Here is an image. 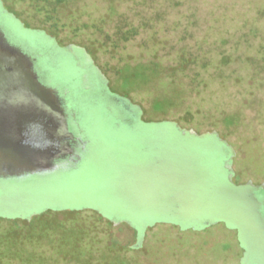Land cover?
<instances>
[{
	"label": "rangeland",
	"instance_id": "1",
	"mask_svg": "<svg viewBox=\"0 0 264 264\" xmlns=\"http://www.w3.org/2000/svg\"><path fill=\"white\" fill-rule=\"evenodd\" d=\"M1 1L30 28L44 30L61 44L82 45L107 76L110 89L139 108L143 123L163 122L197 136L216 135L191 137L188 142L202 150L217 141L222 152L215 160L224 184L247 185L257 198L264 197V188L257 189L264 186V0H87L66 5L74 13L71 19L62 14L60 0ZM88 21L95 25L85 24ZM108 121L96 120L88 131L93 151L89 153L93 159L104 158L108 166H91L87 179L76 176L75 189L61 190L74 194L64 193L62 198H78L86 191L83 195L88 199L102 201V195L112 194L111 180L121 175L109 153H121L131 162L124 155L130 145L123 141L129 137L143 142L132 152L141 156L133 160L138 167L129 177H134L136 186L149 185L139 171L152 161L155 150L143 158L141 148L160 139L168 143L170 138L158 136L153 130L157 126L141 136L129 130L124 133ZM85 159L83 155L81 171L90 161ZM49 175L0 180V186L11 188L0 194L1 201L10 203L4 211L21 216L14 222L0 217V264L243 262L232 227L210 212L218 200L232 201L217 186L219 181L215 196L199 203V198L154 199L170 201L169 211L157 212L147 227L136 228L120 218L114 223L91 207L41 209L52 204L48 201L28 206L35 199L15 188L23 192L29 187L23 181ZM175 201H182L177 210ZM22 202L28 208L10 207Z\"/></svg>",
	"mask_w": 264,
	"mask_h": 264
},
{
	"label": "flooded vegetation",
	"instance_id": "2",
	"mask_svg": "<svg viewBox=\"0 0 264 264\" xmlns=\"http://www.w3.org/2000/svg\"><path fill=\"white\" fill-rule=\"evenodd\" d=\"M87 0H60L62 9L71 19L74 15L70 10L65 9L67 4H85ZM0 32L7 43L19 50L28 59L32 71L38 82L54 90L64 108L70 128L75 134L76 141L82 146L84 155L88 152V145L91 140L88 131L92 125L97 124L96 120H113L121 130L132 131L142 136L141 131L144 125L139 118V108L132 105L127 98L118 96L110 89L109 81L105 73L95 64V61L82 45L73 43L61 44L55 37L44 30L30 28L21 22L14 14L7 11L0 0ZM71 16V17H70ZM73 24V22H70ZM90 26L95 24L91 21L85 23ZM131 89H136L130 87ZM109 122V121H108ZM155 124V123H154ZM156 126V125H155ZM196 137V134H192ZM216 136V135H212ZM173 137V135L168 136ZM200 137L201 136H197ZM204 136L202 138H205ZM217 137V136H216ZM99 139V138H98ZM100 140V139H99ZM65 141H63L64 143ZM65 144V143H64ZM209 160L213 173V183L220 186L221 192L227 195L232 201L218 200L210 212L214 217L220 219L224 226L230 225L235 233V238L243 252L242 264H264V197L257 198L249 189L250 187H232L225 185L222 170L216 165L217 156L222 152L221 145L217 141L210 143ZM220 149V150H219ZM226 152V151H223ZM223 157H227L223 153ZM211 158V159H210ZM83 162V157L77 166ZM228 179V165L225 163ZM66 171V170H65ZM219 178V179H218ZM258 187L257 189H262ZM92 201L77 197L53 199L49 201ZM199 201L203 199L199 198ZM43 200H33L28 206L37 207L44 204ZM48 201V200H47ZM10 203L0 200V217L14 222L17 216L13 212L4 211V206ZM26 202L12 203V208L20 209L27 207ZM41 209H82L84 204L63 203L58 205L47 204ZM74 206V208H73ZM9 207V206H7ZM40 209V210H41ZM11 211V210H9ZM39 211V210H38ZM38 211H35L38 213ZM24 220V218H21ZM116 223L117 219H113ZM204 224H207L205 222Z\"/></svg>",
	"mask_w": 264,
	"mask_h": 264
},
{
	"label": "trees",
	"instance_id": "3",
	"mask_svg": "<svg viewBox=\"0 0 264 264\" xmlns=\"http://www.w3.org/2000/svg\"><path fill=\"white\" fill-rule=\"evenodd\" d=\"M155 125L158 129L154 128L153 130L158 136L168 137L169 135H173V137H170L168 143L167 140L165 142V140L160 139L157 143H152L151 141L152 146L145 145L144 148H141L144 152V155H142L143 158L149 157V154L147 153L150 149H152V152L155 150L153 152L154 156L150 155L152 161L142 165V168L139 171V173L143 175L144 180L149 182V185L141 187L136 186L133 184L134 177H129L132 176L135 171L134 166L138 167V164L133 162V160H137V158H140L141 156L138 152H132L136 149L137 145L143 144L142 141L133 140V137H129L127 138L128 140L124 138L123 141L126 146L130 145V148H127L124 155L127 158H132L131 162H128L121 153H115L114 155L109 153L112 165H115L121 175V177L117 175L116 178L111 180L114 182V192L112 194L106 193L102 195V201L63 202L72 204L85 202L84 205L86 208L91 207L111 220H118L120 218L119 220H125L133 227L143 228L148 226L147 224L149 219L156 216L157 212L162 214L169 211L170 201H155L154 199L158 198L166 200L167 198L172 197L183 199H203L215 196V190H217V188L213 183L214 181L211 177L212 170L210 168L211 164L209 163V158H207V156L210 155V144L208 143L205 148L202 149H205L204 154H202V150H200L201 147L192 145V143L190 144L188 142L191 136H195L192 135L193 133L191 131L179 129L173 124H166L163 122L155 124L148 123L144 125L146 127L143 129H152ZM126 131L123 130L124 133ZM143 132L145 133V131H141V133ZM202 137L204 136H201V138ZM196 138L200 137L196 136ZM89 152L93 153V151H90V145H88V152L86 155V159L89 158L90 163L87 160L85 165L82 166L85 168L83 171L79 169L81 166L80 164L78 168L75 167L63 173H53L46 177L33 178L23 181L25 183V187L27 185H29V187H26L23 192L20 188H15V190L21 193L22 196L28 194V196H32L35 200H48V202H52L53 205H58L56 202L49 200L57 199L58 196L61 197L64 193L74 194L65 191L61 192V190L72 191V189H75L78 184L74 181L78 178L76 176H82V178L87 179L90 174L89 171L91 166L99 169L106 168L108 166V163L104 160V158H96L95 156L93 159V154ZM124 176L126 178H124ZM34 183H38L39 185L31 188L30 185ZM7 188L8 187L3 185L0 186V189L3 190L0 194L5 192V190H11V188ZM107 189L110 190L111 188L107 187ZM85 193L87 192L84 191L82 194H79L80 197L78 198L88 199L87 196L83 195ZM181 202L182 201L174 202L176 210L178 209L177 205H181ZM197 202L199 203L200 201ZM198 203H193V206Z\"/></svg>",
	"mask_w": 264,
	"mask_h": 264
},
{
	"label": "water",
	"instance_id": "4",
	"mask_svg": "<svg viewBox=\"0 0 264 264\" xmlns=\"http://www.w3.org/2000/svg\"><path fill=\"white\" fill-rule=\"evenodd\" d=\"M83 155L57 93L0 32V180L67 171Z\"/></svg>",
	"mask_w": 264,
	"mask_h": 264
}]
</instances>
